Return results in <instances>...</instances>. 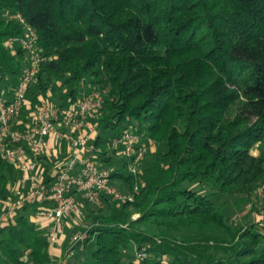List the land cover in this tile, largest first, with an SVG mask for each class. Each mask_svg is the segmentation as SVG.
I'll return each instance as SVG.
<instances>
[{
	"label": "trees",
	"instance_id": "obj_1",
	"mask_svg": "<svg viewBox=\"0 0 264 264\" xmlns=\"http://www.w3.org/2000/svg\"><path fill=\"white\" fill-rule=\"evenodd\" d=\"M13 14L36 32L42 57L23 111L98 92L89 121L100 152L87 154L134 194L95 206L72 191L86 223L72 230L84 229L85 247L62 264H264L254 200L264 189V0H0V83L9 89L27 64L18 42L6 46L25 35ZM125 131L147 147L136 172L107 148ZM39 160L46 173L58 165ZM9 169L0 158V264H53L38 204L4 215L20 175ZM245 208L253 218L240 225L232 211Z\"/></svg>",
	"mask_w": 264,
	"mask_h": 264
},
{
	"label": "built area",
	"instance_id": "obj_2",
	"mask_svg": "<svg viewBox=\"0 0 264 264\" xmlns=\"http://www.w3.org/2000/svg\"><path fill=\"white\" fill-rule=\"evenodd\" d=\"M10 17L17 18L25 27V35L8 38L6 46L11 48L18 42L27 53V64L12 88L0 83V158L20 172L14 186L16 200L7 205L4 215L13 217L22 206L38 204L35 214L40 224L47 228V237L53 247L59 244V237L67 223H78L83 217L82 205L72 191L80 193L84 200L95 206L101 204L103 195L120 203L133 201L134 194L121 192L110 184V170L99 166L90 156L100 152V148L90 146L89 134L93 132V126L86 131L84 125L87 118L101 108L102 98L98 92L83 93L76 103L65 108L53 106L41 98L38 105L29 110L27 122L22 124L21 112L28 105L25 94L36 76L42 57L36 45V32L20 14ZM57 126L72 129L77 136L60 133ZM52 137L59 140L66 138L71 143L69 146L75 150L83 149L90 155L82 157L77 152L68 161L58 163L52 175H47L39 158L49 153V138ZM107 148L127 157L131 172H136V164L147 153V147L128 131L107 142ZM85 237L84 230L71 233L61 255L62 261L84 250ZM144 255L142 251L137 254L139 258Z\"/></svg>",
	"mask_w": 264,
	"mask_h": 264
},
{
	"label": "crops",
	"instance_id": "obj_3",
	"mask_svg": "<svg viewBox=\"0 0 264 264\" xmlns=\"http://www.w3.org/2000/svg\"><path fill=\"white\" fill-rule=\"evenodd\" d=\"M27 114L28 112L27 111H22L21 112V120L23 121V125L27 122ZM87 121H89V118H87ZM20 127H23L22 125H20ZM89 127H92L90 125H88L87 123L84 125V128L86 131H88ZM57 131L60 132V133H64L65 135H76L77 136V133L74 134V131L72 129H69V128H63V127H60V126H57ZM91 139L93 138V136L95 135V130L93 128V132L91 134H89ZM91 141V140H90ZM71 145L70 141L68 142V140H66V138H63V139H56L54 137L52 138H49V153L48 155L52 157V161L53 162H57V163H60V162H65V161H68L70 158H72L77 152L80 154V156H88L87 152L86 151H83L80 150V149H77L75 150L72 146H69ZM55 170V167L53 170H50L47 175H52L53 172ZM65 231V230H64ZM68 232V230L66 231V233ZM63 238V241L58 244V245H55L53 247H51V253L53 255V257L55 259H59V257H61L64 249H65V246L67 245V237L63 234L62 236Z\"/></svg>",
	"mask_w": 264,
	"mask_h": 264
},
{
	"label": "rangeland",
	"instance_id": "obj_4",
	"mask_svg": "<svg viewBox=\"0 0 264 264\" xmlns=\"http://www.w3.org/2000/svg\"><path fill=\"white\" fill-rule=\"evenodd\" d=\"M89 119L90 118H92V116H90V117H88ZM86 123L88 124V125H90V126H93V128H95V124H93L92 123V121H86ZM105 133H109V131H106ZM144 142H146V141H144ZM147 143V142H146ZM152 149L150 148L149 150H148V152H150ZM255 152V149L254 150H252V153H254ZM9 173L11 174V175H15V176H17V174L19 173L18 172V169L17 168H15L14 167V169L12 170V169H9ZM196 188L197 189H201L200 188V186H199V184L198 185H196ZM213 199L214 200H216V202H218L219 204H221V202L222 201H224L225 200V197L223 196H221V195H215V196H213ZM254 200L256 201V206H257V208L259 209V212L258 213H255L256 214V216H257V221H263V224H264V214H263V210H262V207L261 206H264V189H259V190H257L256 191V193H255V196H254ZM247 209L248 208H245V209H241V210H237V211H232L233 213H232V218L234 219V221H238V223L241 225H245L246 223H248V221H250V220H252V218H253V214H254V212H252V213H249L248 214V212H247ZM134 217H136V215H134ZM39 218H34V221H36V222H39ZM68 225L67 226H65L64 227V229H63V232H62V234L60 235V237H61V240L63 241V238H62V236H63V234L67 237V241H68V237L71 235V233L73 232V230H72V228L74 229V227L76 226V228L75 229H77L78 227L80 228V227H85L86 226V223H84V221H82V219H79L78 220V223H67ZM65 230V231H64ZM68 230V232L66 233V231ZM84 229H81V231H83ZM75 231V230H74ZM77 231V230H76ZM84 233L86 234V232L84 231ZM60 237H59V244L62 242L61 240H60ZM94 241H95V238H93L92 240H90L89 242H88V246H87V252L85 253V255H87V257H88V255H89V253H90V251H91V249H92V245H93V243H94ZM67 246V245H66ZM66 246H65V248H66ZM62 261H61V259H60V257H59V259H54V261H53V264H62L61 263ZM135 264H137V263H135Z\"/></svg>",
	"mask_w": 264,
	"mask_h": 264
}]
</instances>
